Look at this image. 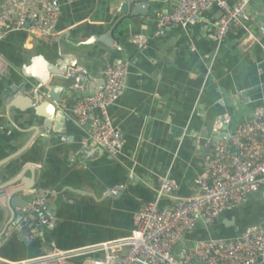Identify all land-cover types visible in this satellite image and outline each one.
<instances>
[{
  "label": "crops",
  "instance_id": "0c3cea01",
  "mask_svg": "<svg viewBox=\"0 0 264 264\" xmlns=\"http://www.w3.org/2000/svg\"><path fill=\"white\" fill-rule=\"evenodd\" d=\"M124 1L53 0L60 17L52 37L35 40L19 31L0 42V164L9 161L0 168V189L8 177L18 174L17 179L31 185L36 180V189L50 194L44 210L51 217L41 236L19 239L6 230L13 219L5 205L6 194L0 198L1 263L53 252H84L129 237L133 216L154 201L160 178L176 184L179 198L194 194L206 144L217 137L212 132L215 121L229 116L232 131L251 120L256 107L264 103V0H253L246 10L245 28L232 26L220 44L214 40L220 17L215 9L201 14L188 30L156 34L157 14L171 12L178 0H149L148 14L121 21L113 33L116 50L94 42L123 17ZM139 36L146 40L141 49L135 43ZM36 56L49 64L71 56L72 64L77 62L89 75L101 78L106 66L128 63L127 89L109 107L112 123L124 140L121 156L97 149L88 129L75 124L71 112L78 100L74 97L63 109L69 120L60 135L52 130L33 132L32 118L10 108L15 98L12 89L23 84L20 70ZM3 71L10 72L9 80ZM27 168L32 172H25ZM256 205L248 198L233 211L244 218ZM227 212L207 230L199 228L189 235L187 244L235 237L264 217L251 216L252 222L244 225ZM98 256L86 254L68 263Z\"/></svg>",
  "mask_w": 264,
  "mask_h": 264
},
{
  "label": "built area",
  "instance_id": "2783aa9c",
  "mask_svg": "<svg viewBox=\"0 0 264 264\" xmlns=\"http://www.w3.org/2000/svg\"><path fill=\"white\" fill-rule=\"evenodd\" d=\"M252 1L178 0L171 12L157 14L156 34L188 30L201 14L215 9L220 17L214 40L220 44L232 26L245 28L249 21L246 10ZM59 17L53 0H0V42L19 31H26L35 40L48 39ZM145 42L141 36L135 40L139 49ZM128 75L127 62L106 66L103 87L79 99L71 112L75 124L88 129L94 146L111 157L121 156L124 140L112 123L109 107L125 93ZM231 125L229 116L213 123L216 136L227 133L228 137L205 155L194 194L179 198L176 184L168 177L160 178L154 201L133 216L129 237L84 252H53L33 260L0 264H69L86 254L99 256L77 264H264V218L235 237H210L191 244L186 241L197 229L207 230L226 210L264 193V103L256 107L251 120L232 131Z\"/></svg>",
  "mask_w": 264,
  "mask_h": 264
},
{
  "label": "water",
  "instance_id": "95a60500",
  "mask_svg": "<svg viewBox=\"0 0 264 264\" xmlns=\"http://www.w3.org/2000/svg\"><path fill=\"white\" fill-rule=\"evenodd\" d=\"M149 10V0H125L120 7L123 17L113 24L106 35L97 38L94 42L102 43L109 49L116 50L118 45L113 39V33L118 24L126 19H137L145 16ZM68 57V59L62 57L54 64H49L42 57L36 56L31 59L29 66L20 70L23 84H19L12 89V94L15 98L12 99L9 105L10 108L20 110L27 114L30 119L32 118L35 123L33 132L40 134L43 130H52L56 135L62 134V130L69 120V115L63 110L66 102L71 98L79 100L95 94L96 90H93L92 86H94V89L103 87L102 78L99 75H89L85 70L77 66V62L72 64L70 60H73V58L71 56ZM39 63L42 64L41 69L38 67ZM10 75V72H2V76L6 80L10 79ZM21 102H24V107H21ZM227 137L228 134L224 133L208 142L206 144V154L211 152L215 144L221 140H225ZM6 163L0 164V168ZM32 169L27 168L25 172H32ZM6 173L7 171L5 170ZM19 176L20 174L12 179L8 177L7 184L0 189V198H4L6 194L5 205L13 219L11 223L6 225V230L9 229L8 234H12L19 239L41 236L40 231L43 230V223H47L51 219L45 211L46 206L50 203L48 200L50 194L37 190L36 180L31 185V183L23 182L22 178L17 179ZM14 186L17 189H14ZM10 188L13 190L9 191ZM80 193L88 194L89 192L83 191ZM37 194L41 197L33 198ZM54 196H57V194ZM15 215L16 220L14 221ZM234 224V221L230 222V225L234 226ZM4 237L5 234L2 236V239Z\"/></svg>",
  "mask_w": 264,
  "mask_h": 264
},
{
  "label": "rangeland",
  "instance_id": "374dc122",
  "mask_svg": "<svg viewBox=\"0 0 264 264\" xmlns=\"http://www.w3.org/2000/svg\"><path fill=\"white\" fill-rule=\"evenodd\" d=\"M254 202L257 201V205L252 209H248L245 207V209L248 211H251L249 214H247V211H245V217L242 218L243 214H239V216L234 212L237 208L235 209H232L231 211L229 210H226L225 212L229 213L230 215H233L234 217H236L237 220H242L244 225H249L250 222H252V217H259L261 215V217L264 215L262 210L264 209V193H261V194H256V195H252L250 197ZM234 210V211H233ZM237 212V211H236ZM264 218V217H262ZM196 241V240H195Z\"/></svg>",
  "mask_w": 264,
  "mask_h": 264
}]
</instances>
